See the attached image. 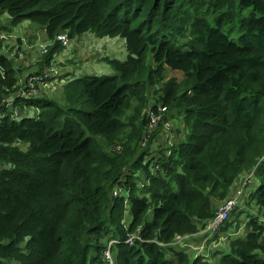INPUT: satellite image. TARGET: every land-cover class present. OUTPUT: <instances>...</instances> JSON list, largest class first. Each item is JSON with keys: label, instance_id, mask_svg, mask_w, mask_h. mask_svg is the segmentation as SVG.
<instances>
[{"label": "trees", "instance_id": "1", "mask_svg": "<svg viewBox=\"0 0 264 264\" xmlns=\"http://www.w3.org/2000/svg\"><path fill=\"white\" fill-rule=\"evenodd\" d=\"M0 14L10 30L26 20L46 29L47 62L62 33L120 36L129 52L126 62L101 59L116 76L71 80L62 103L48 93L17 98L30 113L19 121L5 105L19 70L0 52V264H108L107 238L120 241L117 264H212L194 256L216 254L204 231L220 201L240 204L221 233L244 226L248 202L264 215V0H0ZM169 68L184 79L164 82L161 101L178 110L185 138L157 178L145 160V109ZM254 168L259 186L247 202L231 191ZM118 180L132 189L129 231L142 227L144 244H124L123 200L111 197ZM245 233L216 264H264V225L254 218ZM179 235H196L190 253L158 244Z\"/></svg>", "mask_w": 264, "mask_h": 264}, {"label": "clouds", "instance_id": "2", "mask_svg": "<svg viewBox=\"0 0 264 264\" xmlns=\"http://www.w3.org/2000/svg\"><path fill=\"white\" fill-rule=\"evenodd\" d=\"M5 21H8V24L6 26L10 27L11 26V19L9 16L7 17V19L4 20V22ZM26 21L30 22L32 25L34 24L31 21H28V20H26ZM26 21H23V22H26ZM38 28H41V27H38ZM41 30L44 32L45 36H47L46 35V29L41 28ZM0 32H3V34L8 36L7 40H0V43H6L8 41H11L13 36L10 33H8L5 30H2L1 28H0ZM86 34H93V33H86ZM64 35L68 39L69 44L67 46H63L62 41L59 39V37L64 36ZM93 35L96 36L95 34H93ZM105 37L110 38L108 36H105ZM105 37H102L101 39H103ZM97 38H100V37H97ZM116 38H122V37L118 36ZM122 39L125 42L126 49H127V41L125 38H122ZM57 40L61 43V46H59V49L56 50L55 55L53 56V59L48 61V62L45 60H46V57L49 54L50 50L54 47V43L48 40L49 43H47L41 47L40 54H41V58H42L41 62L44 65L43 70L36 72V73H30L27 77H25L24 79H21V80L18 77L19 78L18 86H17L18 89L15 92L17 94L15 95V97H12L11 99H9L5 102L6 108L8 110L12 111V118L14 121H19L23 117H30L29 116L30 113H29L28 109H26L25 112L22 113L21 105H16L17 98L28 100V99L39 97L42 93H48L49 91H55L57 89L56 81L62 75V73H61V70H60L57 62L54 60V58L58 53H62L65 49H68L70 47L72 39H70L68 33H62L59 36H57ZM127 54H128V56H127V59H128V57H129L128 49H127ZM13 57L15 58V61L17 59L23 58V56L20 55V53H18L16 56H13ZM106 58H110V57H106ZM153 66L155 67V63H153ZM17 68L19 70L18 74H20L21 69L18 66H17ZM169 70H171V69L169 68ZM171 71L174 73L178 72L180 74V76L178 77L179 80L175 78L177 81H182L184 79V74L182 71H174V70H171ZM76 75H77L76 73L66 75V77L68 78L67 83L69 84V82L71 80H73L75 78H79ZM116 75H113V76H116ZM37 76L41 77V79H42V82L37 83L36 87H35L37 89L38 93H33L32 95H29V93H26V95H22V93H21L22 91H24V90L30 91V89H29L30 78L37 77ZM71 76H73V77H71ZM103 76L113 77V76H109V75H103ZM84 77H95V76H84ZM96 77H99V76H96ZM171 78H174V77L172 76V77L168 78L167 73H166L164 81L157 83L154 87L149 89L148 94H147V101H149V103L147 102V107L145 110L148 112V118H149V135H148L147 140L144 141L143 146L147 149L149 148V152L146 155L145 160L157 172V175H158L157 178H165L167 176L168 172L173 167L172 157H173L175 149L179 145V140L185 138V134H182L183 125L180 124V121L178 119V114H179L178 110L175 107L170 108V106H164L162 104L163 102L161 101L162 99L165 98V94H163V92H162V89L164 87V82L169 81ZM65 88H66V86L64 85L63 96L65 94ZM150 95H152V96H150ZM53 98H54V96H53ZM0 114H2V113H0ZM180 115L182 118H184V116L181 113H180ZM179 129L181 130L180 132H179ZM263 159H264V157L260 161L259 165L262 163ZM255 171H256V168L244 173L243 176H241L238 180H236V181H239V184H238V186H235V184H234L231 192L233 193L236 191L239 196H244V190L247 188L251 178L255 175ZM236 181H235V183H236ZM140 187H138V188H140ZM116 188H120V189L122 188L124 190V194L123 195L120 194L119 196L116 197L114 195V190ZM127 191H129V197L126 196L125 192H127ZM131 193H132V189L131 188H125L122 180L121 181L118 180V182L111 189V197L113 200H120V199L123 200V204H124V208H125V215H124V220H123L124 221V230H126L127 233L130 232L129 231V229H130L129 224L131 222H129L128 215H130L131 213H127L126 208L131 203V200H130ZM126 199H128L127 204L125 203ZM247 202H248V199H247ZM248 203L250 206L252 205L254 208L257 207L258 210H260V208L254 203V201L248 202ZM238 207H240L239 202L236 199H232L231 197H228L227 199L219 202L218 212H217L214 220L208 221L205 223L206 228H205L204 233L207 234L208 237L214 238V240L212 241V244H213V247L215 250H217L219 245L224 244L225 240H227L229 243L230 239L233 237L238 238L239 236L246 235L245 224L247 226L251 222V220H253L255 218L251 215L246 217V215H248L250 211L248 213L243 214L244 226L242 228H239V229L238 228H236V229L232 228V230L229 231L228 233L223 232V231L221 233V226L223 225L224 222H226L227 220H230L232 214L235 211H238L237 210ZM223 213H226V217L221 218ZM261 213L263 214L262 211H261ZM220 219H221L220 227L214 232L209 231L208 225H212ZM256 219L258 220V222L260 224L264 223V215L261 217H258ZM138 230L142 231V234H143V228L142 227H138ZM217 236H218V238H216ZM178 237H182V238H184V240L179 241ZM195 238H196V235H194V236L179 235L174 239V241L172 243L164 244V243L158 242V244L160 246H162L161 244L166 245L168 250L170 249V247H175V251H177V252L183 251L185 253H190L189 247H191L193 245L192 243H193V241H195ZM107 239H110V242L111 241H118L116 239L113 240L112 238H107ZM262 241H264V233L262 236ZM146 242H148V241L145 239L144 243H146ZM144 243H139V244H144ZM162 247H164V246H162ZM107 248H108V246H106V249L103 251V260H104V252L107 250ZM203 250H204L203 248H198V253L196 254V256H194V259H197L198 257H203L206 260L210 261L212 264H216L218 262V260L221 258L220 254H219L220 253L219 250H218L219 252L217 251L213 257L205 256V253ZM113 259H114L115 264H117V261L115 260L114 257H113Z\"/></svg>", "mask_w": 264, "mask_h": 264}, {"label": "crops", "instance_id": "3", "mask_svg": "<svg viewBox=\"0 0 264 264\" xmlns=\"http://www.w3.org/2000/svg\"><path fill=\"white\" fill-rule=\"evenodd\" d=\"M7 17V15L0 14V28L10 33L13 37L11 41L1 43L2 49L0 50V52L8 54L12 57L13 55L16 56L18 53L23 56V58L16 60V65L21 69V72L18 75L21 80L27 77L30 73H36L43 70L44 65L41 62L42 58L40 54L41 47L49 43V41L47 40L41 28L33 26L30 22L27 21L19 24L12 30L7 29L6 25L8 24V21L4 22ZM95 41L96 39H94L93 37H87L83 40L80 38L78 43L79 47L76 50V55L74 56L73 53H70L68 60H65L64 62L63 60L57 59V57H59L58 54L60 53L55 56L54 60L57 62L62 75L56 81L57 89L55 91H49L48 96L53 97L58 90H63L64 83L62 81V76L66 77V75L73 74V72L75 71V67L67 65L68 62L71 61L70 58L73 59L74 57H77L78 63L88 66V62H90L92 58H95L94 56L99 54L100 51L105 52L106 55L104 57H109L107 56L108 53H106L107 45L101 43V41ZM70 49L71 45L62 53L67 52ZM120 49V56L123 59V43H120ZM109 55L114 59H118L117 53H112V51H110ZM64 65H67L65 69L63 68ZM217 251L218 249L215 250V252Z\"/></svg>", "mask_w": 264, "mask_h": 264}, {"label": "rangeland", "instance_id": "4", "mask_svg": "<svg viewBox=\"0 0 264 264\" xmlns=\"http://www.w3.org/2000/svg\"><path fill=\"white\" fill-rule=\"evenodd\" d=\"M33 25L36 26V27H39L36 24H33ZM223 34L226 37L230 38L231 35L237 36L238 35V31H237V28H233V29L232 28H227V29H225L223 31ZM87 37H93L94 39H96V41H101V43L106 44L107 45L106 46V53H108L107 56L110 57L109 59H113L114 60V58H112L109 55V52L112 51V53H117V58L118 59H116V60L121 61V62H126L128 54H127V49H126L125 42L123 41L122 38H106L105 37V38L101 39V38H97L93 34H85V35H83L81 37H78V38L72 40L71 41V49L69 51H67V52L58 54L59 57H57V59L63 60V62H64L65 60H68V58L70 56L69 55L70 53H73L74 56H75L76 55V50L79 47V45H78L79 39L81 38L83 40V39H85ZM90 42H92V41H90ZM120 43H123V59L120 56V51H121ZM105 55H106L105 52L100 51L99 54L94 56L95 58H92L90 60V62H88V66L84 65V64H81V63H78L77 57H74L73 59L70 58L71 61H69L67 65H71L72 67H75V71L73 73H76L77 74L76 76H78V77H82V76L83 77L84 76H103V75L113 76V75L118 74V71L115 70V68H113L107 61L101 60L102 57L106 58V57H104ZM15 63H16V61H15ZM67 65H64L63 68L65 69ZM155 67H156V65H155ZM166 71H167L168 78L173 76L174 78L179 80L178 77L180 76V74L178 72L174 73L171 70H166ZM62 81H63L65 86L68 85V83H67L68 79L65 76H62ZM63 93H64L63 90H58L56 92V94L54 95L55 100H58L60 103H62L61 98L63 97ZM150 96H152V95H150ZM148 103H149V101H148ZM238 184H239V181H236L235 186H238ZM258 186H259V180H257L255 178V176H253L251 178V180L249 181V184H248L247 188L244 190V196L242 197V200H247L248 197H249V194L251 192H254ZM176 193H177V197H178L179 196V192L176 191ZM256 208H254L251 205L250 212H249L248 215H246V217H248L249 215H251V216H253L255 218L263 216L261 211L258 210V208L257 209ZM242 216H243V214L240 217H238L239 221L243 220L244 216L243 217ZM234 218H235V216H234ZM128 219H129V222H131V216L130 215H128ZM261 224L264 225V223H261ZM217 249L220 252H222V255L228 253L229 252V243H228V241L225 240V243L222 244V245H219ZM222 255H220V257Z\"/></svg>", "mask_w": 264, "mask_h": 264}, {"label": "built area", "instance_id": "5", "mask_svg": "<svg viewBox=\"0 0 264 264\" xmlns=\"http://www.w3.org/2000/svg\"><path fill=\"white\" fill-rule=\"evenodd\" d=\"M7 39H8V36L3 34V32H0V40H7ZM59 39L62 41L63 46H67L69 44L68 43V39H67V37L65 35L59 37ZM41 82H42V79L39 76L30 78V80H29V89H30V91H25L24 90V91L21 92L22 95H26V93H29V95H32L33 93H38V91H37V89L35 87H36L37 83H41ZM125 193H126V196L129 197V191H127ZM120 194L123 195L124 194V190L122 188L121 189L120 188H116L114 190V195L117 197ZM125 203L126 204L128 203V199H126ZM224 217H226V213H223L222 216H221V218H224ZM220 224H221V219L218 220L216 223H214L212 225H208L209 231H212V232L216 231L220 227ZM178 240L182 241V240H184V238L178 237ZM144 242H145V239H144V236L142 234V231L138 230L135 233L128 232L127 239L124 242V244H126L128 246H135L137 243H144ZM119 243H120V241H111L108 244V248L104 252V260L106 262H108V264H115L114 259H113V250H112V248L115 245L119 244ZM161 245L164 246V247L166 246L164 244H161Z\"/></svg>", "mask_w": 264, "mask_h": 264}]
</instances>
